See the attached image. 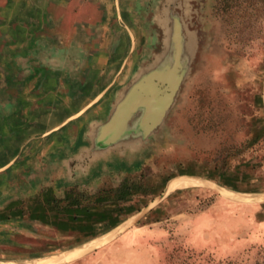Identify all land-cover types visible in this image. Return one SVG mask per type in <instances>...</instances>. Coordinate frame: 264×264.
<instances>
[{"label": "rangeland", "instance_id": "1", "mask_svg": "<svg viewBox=\"0 0 264 264\" xmlns=\"http://www.w3.org/2000/svg\"><path fill=\"white\" fill-rule=\"evenodd\" d=\"M130 3L138 68L129 81L163 51L167 28L189 46L173 104L147 138H110L115 98L90 124L88 144L71 151L74 182L20 213L22 228L5 231L17 241L2 256L39 263L73 250L68 262L138 216L67 264H264V0ZM183 174L209 182L162 197ZM174 246L190 253L164 259Z\"/></svg>", "mask_w": 264, "mask_h": 264}, {"label": "crops", "instance_id": "2", "mask_svg": "<svg viewBox=\"0 0 264 264\" xmlns=\"http://www.w3.org/2000/svg\"><path fill=\"white\" fill-rule=\"evenodd\" d=\"M132 18L130 0H0V261L137 70Z\"/></svg>", "mask_w": 264, "mask_h": 264}, {"label": "water", "instance_id": "3", "mask_svg": "<svg viewBox=\"0 0 264 264\" xmlns=\"http://www.w3.org/2000/svg\"><path fill=\"white\" fill-rule=\"evenodd\" d=\"M189 57V46L183 37L179 32H175L174 28H167L163 51L143 66L137 78L131 79L118 90L105 124L107 137L123 139L126 135H133V140H139L147 138L155 131L174 102L185 76ZM193 177L209 182L199 176ZM170 180L162 197L169 192ZM153 205H150L145 211L151 209ZM137 217L127 219L129 222L114 239L122 234Z\"/></svg>", "mask_w": 264, "mask_h": 264}, {"label": "bare ground", "instance_id": "4", "mask_svg": "<svg viewBox=\"0 0 264 264\" xmlns=\"http://www.w3.org/2000/svg\"><path fill=\"white\" fill-rule=\"evenodd\" d=\"M202 180L193 176H180L177 177L175 179H173L170 184H169V188L173 189L176 187H184V186H189V185H193V184H198L201 183ZM121 230V228H115L113 230H111L109 233H107L105 236L101 237L100 240H105L108 239L109 237L113 236L112 238L101 242V243H97L95 245H93L90 248H87V250L85 252H83L81 255L77 256L76 258H74L73 260H70L68 262H72L82 256H84L87 252L93 250V249H97L98 247L104 245L105 243L109 242L111 239H113L117 233ZM75 252H73V250H68L65 252H61L55 256H52L50 258H47L45 260H41L38 262H26V261H18V260H8V261H0V264H64V263H68L67 260L71 259L74 256ZM32 261V260H31ZM34 261V260H33ZM66 261V262H63ZM61 262V263H60Z\"/></svg>", "mask_w": 264, "mask_h": 264}, {"label": "trees", "instance_id": "5", "mask_svg": "<svg viewBox=\"0 0 264 264\" xmlns=\"http://www.w3.org/2000/svg\"><path fill=\"white\" fill-rule=\"evenodd\" d=\"M109 230V228H107V229H105L102 233H104V232H106V231H108ZM149 242V244L151 243V245L153 246V247H155V248H157V250L160 252L161 251V247H158L157 246V244L155 243V241L153 240V239H151L150 241H148ZM182 249H180V248H178V246H174L173 248H172V250L169 252V253H167V255L166 256H164V259H169V260H171L172 258H174V254H176V252H179V251H181ZM184 253H190V251H189V249H185V250H182ZM259 253H260V251H259ZM161 254V253H160ZM191 256H193V254L191 255H189L188 257H187V259L188 258H190ZM186 261V259H183V261H181V263H184ZM226 264H245L244 262H242V261H237V260H232V259H229V260H227L226 261ZM254 264H259L258 263V261H256Z\"/></svg>", "mask_w": 264, "mask_h": 264}]
</instances>
